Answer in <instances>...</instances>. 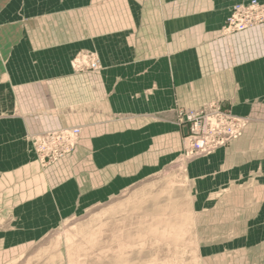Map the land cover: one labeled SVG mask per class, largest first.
<instances>
[{
  "label": "crops",
  "instance_id": "1",
  "mask_svg": "<svg viewBox=\"0 0 264 264\" xmlns=\"http://www.w3.org/2000/svg\"><path fill=\"white\" fill-rule=\"evenodd\" d=\"M234 2L0 0V183L41 177L32 132L81 128L71 161L82 181L110 178L111 161L123 174L127 165L141 171L167 162L183 131L176 108L226 99L238 115L254 118L256 102L264 103V56L261 50L254 63H237L230 36H221ZM217 46L223 65L202 78L198 54ZM84 50L100 54L103 69L71 74V55ZM57 75L58 98L60 82H50Z\"/></svg>",
  "mask_w": 264,
  "mask_h": 264
},
{
  "label": "rangeland",
  "instance_id": "2",
  "mask_svg": "<svg viewBox=\"0 0 264 264\" xmlns=\"http://www.w3.org/2000/svg\"><path fill=\"white\" fill-rule=\"evenodd\" d=\"M251 1L231 3L220 30L230 36L237 63H254L261 50L264 56V24L246 33L224 31L234 7ZM217 47L198 54L202 78L223 65L224 47ZM91 54L101 63L97 52L80 51L70 57L71 74L100 72L102 63L97 72L89 68V58L82 65ZM46 69L39 68L42 77L50 76ZM61 79L50 80L60 82L56 98ZM213 109L232 117L221 123ZM175 110V124L183 131L173 157L161 165H142L141 171L127 165L125 174L111 161L110 178L104 179L77 181L71 158L81 128L30 133L41 177L34 180L39 174L33 173L16 176L10 185L0 183V264H264V103L256 102L254 118L238 115L226 99ZM193 114L198 117L190 121ZM75 128L80 136L73 148L64 139L58 142L63 157L42 159L43 151L54 152L56 146L44 139L47 134ZM232 128L239 131L238 140L226 138L207 153L199 148L198 139L212 145L216 131L221 137ZM238 144V152H228Z\"/></svg>",
  "mask_w": 264,
  "mask_h": 264
},
{
  "label": "built area",
  "instance_id": "3",
  "mask_svg": "<svg viewBox=\"0 0 264 264\" xmlns=\"http://www.w3.org/2000/svg\"><path fill=\"white\" fill-rule=\"evenodd\" d=\"M234 12V13H233ZM233 13V15H232ZM231 13V18L229 19V23L227 28H224V31L226 33H237V32H243L247 29L253 28L254 26H261L264 24V3H261L259 0H252L248 4H238L236 7H234L233 11ZM85 56L84 60L82 61V65L85 61L88 60V66L91 70L97 72L100 71L102 68L100 60L96 58L95 55L91 54L89 57ZM81 63L78 64V66H82ZM80 68V67H79ZM213 116H216L217 119H219V122L224 123V121L230 120L231 115L228 113H222L220 110H214L213 109ZM198 115L193 114L190 116L189 120L192 121L193 119H197ZM210 117V116H209ZM203 119V117H202ZM227 133L226 131H222V136L218 137L220 135V132H217L211 136V140H213V144L209 145L208 143H203V140L198 139L200 142L199 148L202 150L203 153H207V148H215L216 146H223L226 142V138L238 140V137L240 136V133L238 130H235L234 128L231 129L228 135H225ZM80 136V130L78 128L70 129V130H62L59 132H54L47 134L44 139L47 138V142L52 143L56 145L54 147V152H52V148H50L49 151H43L44 157H42L43 160H46V157H50L51 162H56L59 158L63 157L65 154L61 153L58 148V142H63L64 139L68 141V145L71 146V148L74 147L76 140ZM218 137V138H217ZM202 144V145H201ZM71 150V149H70ZM212 150V149H211Z\"/></svg>",
  "mask_w": 264,
  "mask_h": 264
},
{
  "label": "bare ground",
  "instance_id": "4",
  "mask_svg": "<svg viewBox=\"0 0 264 264\" xmlns=\"http://www.w3.org/2000/svg\"><path fill=\"white\" fill-rule=\"evenodd\" d=\"M54 133V132H53Z\"/></svg>",
  "mask_w": 264,
  "mask_h": 264
}]
</instances>
